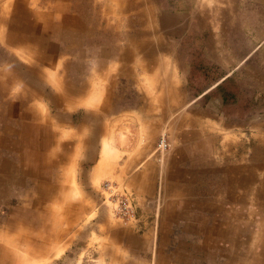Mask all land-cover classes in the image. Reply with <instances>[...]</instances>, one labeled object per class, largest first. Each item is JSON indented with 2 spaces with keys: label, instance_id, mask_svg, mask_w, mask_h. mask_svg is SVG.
<instances>
[{
  "label": "crops",
  "instance_id": "crops-1",
  "mask_svg": "<svg viewBox=\"0 0 264 264\" xmlns=\"http://www.w3.org/2000/svg\"><path fill=\"white\" fill-rule=\"evenodd\" d=\"M86 1L16 0L13 15L4 24L9 29L4 44L27 50L31 46L37 56L33 61L43 64L42 79L56 78L58 83L27 94L15 91L10 109L16 115L11 113L9 121L13 143L6 146L8 154L23 158L25 166L22 169L19 160L18 172H0V203L6 198L20 204L11 209L16 215L7 224L18 225L16 238L24 243L43 240L35 230L49 229L53 220L67 221L66 210L74 205L70 222H84L87 216L94 223L100 232L93 231L90 238L106 249L102 259L186 264L199 249L198 239H203V253H209V239L225 237L219 233L224 225L219 218L221 214L225 220L227 199L234 217L236 206L251 212L257 206V160L251 152L245 168L227 165L225 125L219 127L220 119L210 117L208 107L198 111L194 100H186L187 82L180 78L177 63L178 40H159L146 33L159 28L174 36L177 27L182 28L180 22L197 9L195 0H173L167 9L154 0ZM154 12L161 15L158 26L147 22ZM126 14L133 15L131 22L111 27ZM113 28L120 31V39L111 35ZM87 43L90 51L83 47ZM184 46L193 47L194 42L188 40ZM205 46L211 43L203 44L210 56L212 49ZM210 88L207 83L193 92L203 96ZM37 103L43 111L35 109ZM18 111L25 113L18 116ZM214 126L218 129L211 134ZM163 132L170 145L158 152ZM107 180L132 192L134 224L118 226L109 217L98 188ZM245 222L238 219L235 225L244 236L251 234ZM23 223L33 228L34 237ZM80 230L75 229L74 236ZM52 233L60 235L54 229ZM114 248L127 260L126 256L119 260ZM247 252L241 254L249 259L246 264H262L258 254L264 251Z\"/></svg>",
  "mask_w": 264,
  "mask_h": 264
},
{
  "label": "rangeland",
  "instance_id": "rangeland-1",
  "mask_svg": "<svg viewBox=\"0 0 264 264\" xmlns=\"http://www.w3.org/2000/svg\"><path fill=\"white\" fill-rule=\"evenodd\" d=\"M11 1L0 0V172L2 171L5 175V170L18 172L21 168L18 162L23 160V158L17 160L11 157L7 153L9 150L6 146L13 143L10 142L13 131L9 121L11 113L16 115V112L10 109L12 103L16 102L15 91L19 95L27 94L39 90L40 87L50 89L58 84L56 78L42 79L40 75L43 73V64L33 61V58L37 56L31 46L27 50L25 46L19 44H4V39L9 33L7 25L4 24L12 17L13 9L17 6L16 0ZM154 1L159 4L160 9L169 8L173 2V0ZM10 3L13 4L12 7ZM195 3L197 9H194L182 23L180 22L179 26L182 28L177 27L174 36L165 29L161 33L159 28L154 31L147 30L146 33L148 37L152 36L159 40L170 41V38L178 40L177 63L183 73L180 78L187 82V102L194 100L196 109L203 110L208 107L210 117L220 119L219 127L225 125L227 165L241 164L245 168V165L250 162L252 152L253 159L257 160L258 177L254 188L257 194L254 204L257 206L251 207L252 212L244 206H236L238 213L234 217L233 205L229 204L227 199L225 220H221V214L219 218L220 221H224V225L219 228V233H225V237L210 238L207 245L210 247H208L209 253H203L204 247L201 248L203 239L202 241L198 239L199 249L186 264H246L249 259L244 260V255L241 254L248 253L249 250L253 253L264 251V0H195ZM21 15V13L17 14V19ZM85 16L89 17L88 12H85ZM1 17L4 18L3 22ZM131 17H133L131 14H126L122 18L120 16V22H116L118 18L115 19L111 27H118V24L125 23ZM160 17L159 12H154L147 17V22L158 26L161 22ZM113 29L111 31L113 38L120 39V31ZM25 33L29 34L26 30ZM188 40L194 42V46L187 47V51L184 44ZM209 42L211 46L204 48L212 49L210 56L209 51L203 49V44ZM83 47L89 50L91 45L87 43ZM115 47L116 42L112 45L113 49ZM215 58L218 59L217 63L214 62ZM163 65L166 66V62ZM205 83L211 84L207 94L201 97L193 92L205 86ZM212 84L215 85L212 86ZM41 106V103H37L35 109L37 107V111L41 112L43 111ZM29 107L34 108L30 105ZM184 112H189V108L179 111V113ZM22 113L25 112L18 111V116L20 114L22 116ZM217 129L218 127L214 126L210 133L213 134ZM24 142L21 141L22 144ZM254 160L252 163H255ZM21 165L23 169L25 166L23 161ZM98 188L100 190V187ZM5 199H2L0 203V264H123L122 261L112 263L110 260L102 259L104 255L101 252L106 249L98 244L99 241L94 242L96 239L90 238L91 233L97 230L94 223L87 221V216L84 222L75 224L70 222L75 212L74 205L65 209L67 221L53 220L49 225L50 230L48 228H44L43 232L35 230V235L43 234V240L36 238L27 245L23 239L16 238L19 232L18 225L8 226L7 224L9 220H12V216L16 215L11 213V209L20 204L14 200L6 202ZM73 200V197H70V201ZM108 211L109 217L120 226L119 221L113 218L109 209ZM238 219H241L243 223L246 221L245 225L249 227L247 229L251 231L250 235L239 234V230L235 228ZM23 226L28 228L26 231L28 234L34 233L33 228L26 226L25 223ZM77 228L81 230L74 236ZM53 229L60 231L58 238L52 233ZM189 243L192 245L190 240ZM112 252L119 260L122 256H126L120 249ZM192 255L188 254L189 257ZM258 255H261V260L259 259L258 262L264 264V253ZM127 257L124 259L127 260Z\"/></svg>",
  "mask_w": 264,
  "mask_h": 264
},
{
  "label": "built area",
  "instance_id": "built-area-1",
  "mask_svg": "<svg viewBox=\"0 0 264 264\" xmlns=\"http://www.w3.org/2000/svg\"><path fill=\"white\" fill-rule=\"evenodd\" d=\"M167 134L163 132L156 146V151L164 152L169 148ZM103 204L110 210L113 218L124 225L136 222L135 199L132 192L124 185L114 181H104L100 186Z\"/></svg>",
  "mask_w": 264,
  "mask_h": 264
},
{
  "label": "bare ground",
  "instance_id": "bare-ground-1",
  "mask_svg": "<svg viewBox=\"0 0 264 264\" xmlns=\"http://www.w3.org/2000/svg\"><path fill=\"white\" fill-rule=\"evenodd\" d=\"M6 12V11H5ZM3 20H4V18H2L1 17V22H3ZM15 35V34H14ZM12 37V36H11ZM31 37V36H30ZM42 45V44H41ZM2 138V137H1ZM6 139V138H5ZM10 140V139H9ZM10 142H12V141H10ZM11 144V143H10ZM1 145V144H0ZM5 148V147H4ZM8 149V148H7ZM6 151V150H5ZM2 152V151H1ZM8 153V152H7ZM3 155V154H2ZM7 156V155H6ZM12 157V156H11ZM7 158V157H6ZM2 159H4V158H2ZM6 160V159H5ZM8 160V159H7ZM18 160V159H17ZM10 161V160H9ZM16 162V161H15ZM25 237V236H24ZM36 238V237H35ZM39 238V237H38ZM25 243L27 244V245H30V240L29 239H26L25 240ZM16 245V244H15ZM14 255V254H13ZM5 256V255H4Z\"/></svg>",
  "mask_w": 264,
  "mask_h": 264
}]
</instances>
